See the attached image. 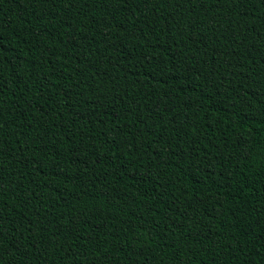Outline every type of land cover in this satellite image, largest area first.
I'll return each instance as SVG.
<instances>
[{"label":"trees","instance_id":"16d2710c","mask_svg":"<svg viewBox=\"0 0 264 264\" xmlns=\"http://www.w3.org/2000/svg\"><path fill=\"white\" fill-rule=\"evenodd\" d=\"M0 264H264V3L0 0Z\"/></svg>","mask_w":264,"mask_h":264},{"label":"snow or ice","instance_id":"6c2138e0","mask_svg":"<svg viewBox=\"0 0 264 264\" xmlns=\"http://www.w3.org/2000/svg\"><path fill=\"white\" fill-rule=\"evenodd\" d=\"M262 3H264V0H261Z\"/></svg>","mask_w":264,"mask_h":264}]
</instances>
